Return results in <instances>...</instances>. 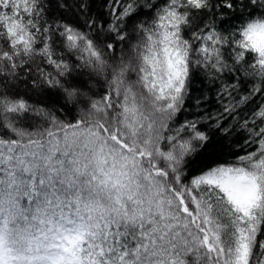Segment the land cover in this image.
Returning <instances> with one entry per match:
<instances>
[{
    "label": "snow or ice",
    "instance_id": "6c2138e0",
    "mask_svg": "<svg viewBox=\"0 0 264 264\" xmlns=\"http://www.w3.org/2000/svg\"><path fill=\"white\" fill-rule=\"evenodd\" d=\"M0 264H264V0H0Z\"/></svg>",
    "mask_w": 264,
    "mask_h": 264
},
{
    "label": "trees",
    "instance_id": "16d2710c",
    "mask_svg": "<svg viewBox=\"0 0 264 264\" xmlns=\"http://www.w3.org/2000/svg\"><path fill=\"white\" fill-rule=\"evenodd\" d=\"M63 2V0H51V6L55 8V6L59 3ZM106 2V0H91L92 11L95 13L98 9H101V6ZM226 18L231 19L234 16L241 15L239 9L236 12H231L229 10H225ZM58 14V13H57ZM192 94L187 101V111L182 114L180 119H196L200 115L204 114V112L218 111L220 105L216 102V90L218 84H210L208 80L205 78L203 73L196 75L193 77ZM243 92L244 89L242 88ZM204 95H207L208 100L206 102H202V104L197 107L193 103L196 98H202ZM243 111V109H241ZM239 134L230 138L229 141H226L223 146V155L221 156V161L224 160H233L232 152H240L243 153V148L240 147L239 144L233 145L232 140H236ZM251 150V149H249ZM203 161L197 160L195 164L192 165L193 169L200 168ZM259 239V238H258Z\"/></svg>",
    "mask_w": 264,
    "mask_h": 264
}]
</instances>
